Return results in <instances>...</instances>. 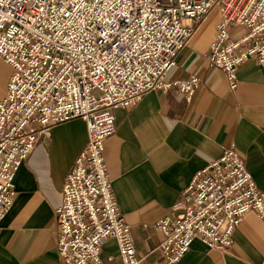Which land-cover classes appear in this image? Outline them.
Wrapping results in <instances>:
<instances>
[{"label":"built area","instance_id":"1","mask_svg":"<svg viewBox=\"0 0 264 264\" xmlns=\"http://www.w3.org/2000/svg\"><path fill=\"white\" fill-rule=\"evenodd\" d=\"M216 8L209 60L236 88L247 59L264 65V0H0V60L13 68L0 100V224L38 137L82 117L88 141L56 209L61 264L113 262L102 256L109 238L117 240L118 264H141L105 162V141L117 129L113 109L132 107L154 89L177 87L190 99L197 76L166 77ZM234 25L247 29L237 40ZM251 210L264 221V190L239 153L226 149L193 176L179 211L158 221L164 264H177L195 238L212 249L231 247Z\"/></svg>","mask_w":264,"mask_h":264},{"label":"crops","instance_id":"2","mask_svg":"<svg viewBox=\"0 0 264 264\" xmlns=\"http://www.w3.org/2000/svg\"><path fill=\"white\" fill-rule=\"evenodd\" d=\"M219 10L214 9L180 51L167 80L197 76L189 99L177 87L147 91L132 107L113 109L117 129L105 141V162L112 190L130 225L141 264H164L160 219L185 201L193 176L226 149L234 148L264 190V65L255 57L238 69L231 88L226 73L209 60ZM231 37L247 33L230 27ZM13 68L0 60V100ZM88 141L82 117L55 125L40 135L15 178L13 205L0 224V264H61L57 250L56 209L63 186ZM117 240L107 239L102 256L119 263ZM177 264H264V221L249 211L234 232V243L212 249L195 238Z\"/></svg>","mask_w":264,"mask_h":264}]
</instances>
